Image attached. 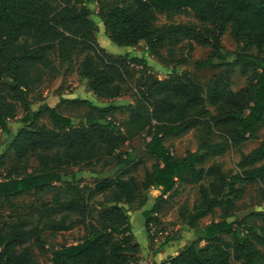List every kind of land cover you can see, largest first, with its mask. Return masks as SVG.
<instances>
[{
    "label": "trees",
    "instance_id": "1",
    "mask_svg": "<svg viewBox=\"0 0 264 264\" xmlns=\"http://www.w3.org/2000/svg\"><path fill=\"white\" fill-rule=\"evenodd\" d=\"M94 4L111 46L132 49L144 42L146 53L115 57L101 49ZM184 16L192 21H175ZM227 31L236 51L220 45ZM194 45L210 48L216 58L200 65L217 71L208 84L175 68L163 79L152 73L148 56L168 65ZM77 58L78 76L106 102L78 101L88 110L73 127L46 104L33 110L31 96L45 77H57ZM178 58L177 65L186 64ZM236 69L247 82L233 90ZM122 97L130 101L117 102ZM20 113V127L0 148V200L9 207L8 214L0 212V264H38L35 250L50 254L48 264H139L130 207L141 192L159 191L156 202H166L186 174L198 184L199 197L191 207L181 205L177 216L194 238L175 256L151 264H264V227L230 221L244 186L264 181V137L258 135L264 127V0H0V132L9 136L7 124ZM122 113L127 116L120 120ZM196 129L198 148L174 157L165 141ZM141 137L153 159L141 182L119 174L80 186L67 172L110 159L128 165L118 151ZM250 141L259 144L240 154L237 173L227 175L219 165L197 168ZM46 192L52 195L45 201L40 196ZM27 193L32 209L15 210L11 199ZM217 211L218 220L201 227ZM159 212L154 205L143 213L149 232ZM79 227V241L46 249V234ZM174 244L166 238L159 247Z\"/></svg>",
    "mask_w": 264,
    "mask_h": 264
},
{
    "label": "rangeland",
    "instance_id": "2",
    "mask_svg": "<svg viewBox=\"0 0 264 264\" xmlns=\"http://www.w3.org/2000/svg\"><path fill=\"white\" fill-rule=\"evenodd\" d=\"M93 16L91 19L98 24L99 32L95 35V39L101 49L108 54L115 57H123L126 53L145 54L146 46L144 42H140L135 48L132 49H117L110 45L108 38L105 36L104 28L98 21L95 13L97 12L96 5H92ZM176 22L192 21L189 16L176 18ZM185 45V44H184ZM220 45L225 51H236L237 44L231 38L229 31L225 32L220 39ZM186 59L185 65H177L179 58ZM179 56L176 59H169L171 64L165 65L157 62L152 57L148 56L149 62L154 66L152 73L156 74L159 79H163L171 68H175L176 73L188 72L198 82L206 85L210 82L213 75L217 72L210 67H201L200 65L207 61H216L213 52L208 47H200L194 45L191 53L187 54L186 49H181ZM81 58H77L75 63L68 68L63 67L57 77H45L42 84L38 85L32 92V109L36 110L41 104H46L54 108L59 114L69 118L73 127L80 126L83 123L82 118L86 114L88 108L84 104L77 103L78 101H89L93 105L103 106L104 100H97L88 91L87 81L81 79L76 71V65ZM233 90H238L246 85V78L241 76L236 69L231 77ZM128 97H122L117 102L125 104L129 102ZM21 113L18 114L16 119L8 122L10 135L7 136L0 132V148H4L7 142L12 139L18 128L20 127ZM126 114L118 115V119L126 118ZM46 122V119H44ZM49 125L48 122H46ZM259 138L264 137V127L258 132ZM201 142V133L198 129L192 130L185 135L176 138H169L165 141L166 147L169 152L176 158H182L187 152L195 151ZM148 139L141 137L125 144L119 151L118 156H121L130 164L119 163L116 159H110L105 162L96 163L92 166H80L71 168L67 172L73 174L76 182L80 186H93L95 183L113 178L116 175L122 174L124 177H135L139 182L142 181L146 171L151 170L153 159L149 156L146 145ZM259 141H250L246 143L240 150H232L225 156L220 158H207L205 162L197 168H208L212 165H219L222 171L227 175H233L238 172L236 164L240 159V154H248L255 149ZM12 159V154L7 158V161ZM33 171L36 169L35 163L30 164ZM245 194L241 201L237 203L234 218L243 221L245 227H264V181L254 184H246ZM52 192H46L40 196L42 200H50ZM159 191H151L146 194L141 192L136 204L130 207L129 215L131 219V228L134 236V242L139 246L138 260L147 261L153 256V252L165 241L166 238H171L175 244L163 247L162 249H172L177 246L190 243L194 238V232L186 227L180 225L178 221V209L181 205L187 204L188 206L194 205L198 201V184L195 183L190 174H186L183 178L177 180L175 185V192L171 198L166 202L157 203L156 199L159 196ZM11 201L15 205V210L20 212H28L32 209L33 198L31 194H23L21 196L12 198ZM154 205H159L160 212L154 214L152 217H157L156 224L151 223L150 229L155 230L153 237L151 232L146 228V220L143 213L151 210ZM0 212L3 214L9 213V207L6 203L0 200ZM219 212L217 211L213 216L207 217L201 221V227H204L212 221L218 220ZM243 228V227H242ZM162 233L161 235L159 233ZM83 236L82 228H75L73 231L57 235L46 234L44 240L46 249H51L61 244H72L81 239ZM225 239H230L231 235H221ZM185 247V246H184ZM183 249V247H182ZM178 250H171L170 253L180 252ZM144 250V251H143ZM173 251V252H172ZM35 259L38 264H48L50 254L42 253L35 250Z\"/></svg>",
    "mask_w": 264,
    "mask_h": 264
},
{
    "label": "crops",
    "instance_id": "3",
    "mask_svg": "<svg viewBox=\"0 0 264 264\" xmlns=\"http://www.w3.org/2000/svg\"><path fill=\"white\" fill-rule=\"evenodd\" d=\"M186 246V244H182L180 246H177L176 248H172V249H162L160 247H157V249L153 252V256H151V259L149 260V262L147 261H140L139 264H151L152 262H156L159 263L161 261H163L164 259H166L169 256H175L177 254V252L174 253H170L171 250H178V249H182V247ZM144 251V250H143ZM173 252V251H172Z\"/></svg>",
    "mask_w": 264,
    "mask_h": 264
},
{
    "label": "built area",
    "instance_id": "4",
    "mask_svg": "<svg viewBox=\"0 0 264 264\" xmlns=\"http://www.w3.org/2000/svg\"><path fill=\"white\" fill-rule=\"evenodd\" d=\"M151 230V234H152V236H155L156 234H155V230H152V229H150ZM160 235L162 234L161 232L159 233Z\"/></svg>",
    "mask_w": 264,
    "mask_h": 264
}]
</instances>
